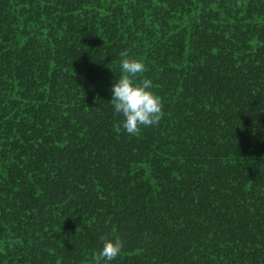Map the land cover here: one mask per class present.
<instances>
[{
	"label": "trees",
	"instance_id": "16d2710c",
	"mask_svg": "<svg viewBox=\"0 0 264 264\" xmlns=\"http://www.w3.org/2000/svg\"><path fill=\"white\" fill-rule=\"evenodd\" d=\"M160 119L109 102L120 53ZM264 264V0H0V264Z\"/></svg>",
	"mask_w": 264,
	"mask_h": 264
},
{
	"label": "clouds",
	"instance_id": "9594fccd",
	"mask_svg": "<svg viewBox=\"0 0 264 264\" xmlns=\"http://www.w3.org/2000/svg\"><path fill=\"white\" fill-rule=\"evenodd\" d=\"M119 74L110 85L108 99L113 111L123 119L121 127L128 133H136L140 126L154 125L161 115V98L152 90V81L147 78L137 80L138 74L143 73L145 65L142 60L120 53ZM122 248L119 237L103 238L100 249L94 260L108 264L118 255Z\"/></svg>",
	"mask_w": 264,
	"mask_h": 264
}]
</instances>
